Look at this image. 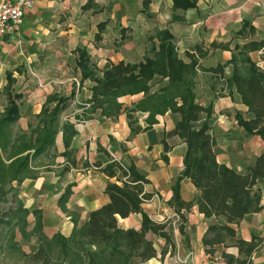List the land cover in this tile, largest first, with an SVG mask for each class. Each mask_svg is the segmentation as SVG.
Returning <instances> with one entry per match:
<instances>
[{
  "label": "crops",
  "instance_id": "1",
  "mask_svg": "<svg viewBox=\"0 0 264 264\" xmlns=\"http://www.w3.org/2000/svg\"><path fill=\"white\" fill-rule=\"evenodd\" d=\"M32 1L20 29L0 34V162L13 170L10 164L17 157L28 156L24 173L18 179L9 173L0 184V264H47L34 257L42 237L69 236L110 200L105 191L109 180L121 184L127 178L122 169L114 176L104 172L113 161L136 166L146 178L143 190L148 195L141 212L117 215L119 226L141 230L143 214L158 225L146 232L156 253L132 264H264V178L256 184L260 209L228 223L234 237L223 229L208 232L211 225H225L226 217L205 216L197 203L200 189L182 175L187 144L173 134L179 113L167 110L151 124L149 112L134 110L129 116L127 108L141 97L133 94L119 97L123 107L118 114L98 110L85 118L94 81L83 78L78 51L89 53L102 77L120 60H144L160 44L156 32L168 30L185 61L191 60L188 53L196 55V45L203 51L209 48L199 59L204 69L227 63L253 42L258 46L249 49V57L264 70V0ZM213 42L227 47L213 48ZM149 56H154L152 51ZM198 70L196 100L212 105L209 129L215 156L245 172L264 153V140L239 123V115L250 119L253 114L235 85L227 83L232 65L222 73ZM166 82L156 77L153 91ZM11 104V111L18 112L16 120L1 121ZM45 105L62 108L53 144L36 151L30 131L43 126L38 115ZM206 119L203 114L202 121ZM71 125L75 134L68 157L64 136L70 135ZM176 192L181 205L174 200ZM216 231L223 239L205 243ZM241 239L257 245L250 255L246 246L240 250L237 245Z\"/></svg>",
  "mask_w": 264,
  "mask_h": 264
},
{
  "label": "trees",
  "instance_id": "2",
  "mask_svg": "<svg viewBox=\"0 0 264 264\" xmlns=\"http://www.w3.org/2000/svg\"><path fill=\"white\" fill-rule=\"evenodd\" d=\"M155 36L160 44L157 48H150L153 57L149 56V51L140 62L120 60L105 69L102 77L96 74L89 53L84 48L78 49L83 78L90 77L94 81L91 87L93 93L88 101L90 105L88 108L84 105L83 116L90 117L98 110L102 115H116L123 107V103L118 102L119 97L133 94L141 97L134 102L132 108H127L129 116L134 110L149 112L151 124L156 120L155 115L163 114L167 110L179 113L180 119L173 134L180 135L187 144L182 175L189 177L200 189L197 203L205 216L226 217L225 225H211L208 232L223 229L234 237L236 231L228 223H238L245 214L255 212L261 207V193L256 184L264 178V153L258 155L253 166L245 172H238L225 163L218 162L214 151L215 138L209 129L212 105L204 106L196 100V78L198 69L222 73L224 67L231 64L233 71L226 79L227 83L235 85L249 107V112L253 114L250 119L239 115V123L249 133H258L264 140V70L258 68L248 54L249 49L258 45L249 43L233 54V58L227 63L204 69L199 59L208 53L209 48L203 51L201 45H196V55L188 53L191 60L185 61L178 56L173 36L168 30L157 31ZM211 47L227 45L213 42ZM156 77L161 80L166 78L167 82L153 91L152 81ZM12 105L1 121L16 120L18 112L11 111L15 107ZM61 108L49 110L45 105L38 115L40 122H44L43 126L39 124L30 131L34 138L32 146L36 151L47 150L53 144L57 132L55 123ZM203 114H207L205 121H202ZM70 127V135L64 136L67 148L64 154L68 157L72 153L69 146L75 134L73 126ZM165 145L169 147L166 143ZM27 162V155L17 157L10 164L13 170L7 169L8 166L0 162V184L6 183L5 177L9 173L18 179L27 169ZM117 169H122L127 178L121 184L109 180L105 190L110 195L107 204L93 210L88 220L77 226L69 236L58 233L49 239L42 237L34 257L47 264H132L138 258L147 259L156 253L153 241L147 238L146 232L155 231L158 225L147 215L143 214V226L138 231L121 228L117 220V215L122 217L141 212V203L148 196L143 190L146 178L139 173L136 166L123 167L117 161L108 164L104 172L108 176H114ZM174 198L177 204H182L178 192ZM209 236L204 239L209 245L223 239L219 231H216L215 237ZM236 243L240 250L246 246L245 252L248 255L257 246L243 239Z\"/></svg>",
  "mask_w": 264,
  "mask_h": 264
},
{
  "label": "built area",
  "instance_id": "3",
  "mask_svg": "<svg viewBox=\"0 0 264 264\" xmlns=\"http://www.w3.org/2000/svg\"><path fill=\"white\" fill-rule=\"evenodd\" d=\"M0 3V34L18 31L25 11L34 5L32 0H2Z\"/></svg>",
  "mask_w": 264,
  "mask_h": 264
}]
</instances>
